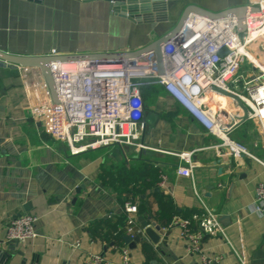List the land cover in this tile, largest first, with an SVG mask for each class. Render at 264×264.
<instances>
[{
    "label": "crops",
    "instance_id": "crops-1",
    "mask_svg": "<svg viewBox=\"0 0 264 264\" xmlns=\"http://www.w3.org/2000/svg\"><path fill=\"white\" fill-rule=\"evenodd\" d=\"M164 1L167 20L139 23L113 13L107 0H0V50L45 56L56 49L57 57L136 50L171 32L191 6L220 12L256 0ZM44 80L37 66L0 67V249L11 255L7 264H87L90 253L121 264L122 247L134 264H264V216L250 211L256 186L264 182L263 165L230 156L160 85L144 91L141 145L72 154L46 131L40 106L51 95ZM230 135L249 145L259 138L252 119ZM255 152L264 157L262 142ZM118 170L121 179L112 183L108 175L119 176ZM121 185L136 186L138 193H120ZM127 199L139 205L138 240L131 243L118 235H129L126 220L120 225ZM208 212L220 219L225 236L209 234L200 253L190 252L173 222ZM26 213L37 216L38 235L8 241V221ZM155 225L166 231L157 243L145 231Z\"/></svg>",
    "mask_w": 264,
    "mask_h": 264
},
{
    "label": "built area",
    "instance_id": "built-area-1",
    "mask_svg": "<svg viewBox=\"0 0 264 264\" xmlns=\"http://www.w3.org/2000/svg\"><path fill=\"white\" fill-rule=\"evenodd\" d=\"M246 7L243 30L234 13L214 18L190 13L161 46L162 69L155 50L129 57L50 62L57 101L47 94L41 102L46 131L64 142L72 154L113 144L141 145L146 130L144 90L160 85L221 140L219 146L230 156H247L264 166V157L255 152L260 142L264 145V68L250 55L261 59L260 53L264 52V0ZM252 7L257 10L252 11ZM254 44L260 47V53L255 51ZM51 55L57 56V50L53 49ZM247 119L256 122L259 133L258 140L251 145L230 135ZM166 184L168 175L161 171L160 185ZM123 211L126 232L135 236L139 205L127 199ZM250 211L264 216V182L256 186ZM37 219L28 213L12 217L6 227V239L24 243L36 237ZM173 223L180 226L190 252L200 253L209 234L225 236L220 219L211 212ZM120 253L121 264H134L128 247H122ZM86 262L113 264L101 253H90ZM241 263L245 264L244 260Z\"/></svg>",
    "mask_w": 264,
    "mask_h": 264
},
{
    "label": "water",
    "instance_id": "water-1",
    "mask_svg": "<svg viewBox=\"0 0 264 264\" xmlns=\"http://www.w3.org/2000/svg\"><path fill=\"white\" fill-rule=\"evenodd\" d=\"M35 2H43V0H33ZM110 2L111 11L113 13H117L125 18L133 22L139 23H153L165 21L168 18V12L166 8V3L164 0H107ZM247 7H237L232 8L230 10H224L220 12H213L206 9H203L198 6L189 7L181 19V22L178 24L176 28H174L171 32H169L164 37L159 40L136 50L129 51H115V52H97L90 54H75V55H65V56H53V55H43V56H21L16 54H10L5 51L0 50V67L10 66L16 67L18 65L21 66H37L41 69L43 76L46 80L50 95L54 102L57 101L56 88L51 76V72L49 70V63L55 60H63V61H74L85 58H93V57H129V56H137L146 52L148 50H155L158 55V60L161 65V55L160 49L161 46L173 35L175 34L181 25L183 24L186 17L192 13H199L209 17H220L227 13L237 14L240 18L241 30L244 29L243 17ZM252 11L257 10L256 7L250 8ZM147 236L154 242L157 243L160 240L162 235L166 234V231L162 229L160 226H149L146 228ZM125 240L128 243L133 241H137L138 237L126 235L124 236ZM10 254L3 252L0 249V264H7Z\"/></svg>",
    "mask_w": 264,
    "mask_h": 264
},
{
    "label": "trees",
    "instance_id": "trees-1",
    "mask_svg": "<svg viewBox=\"0 0 264 264\" xmlns=\"http://www.w3.org/2000/svg\"><path fill=\"white\" fill-rule=\"evenodd\" d=\"M152 87H147V88H145V90L144 91H146V90H148V89H151ZM128 172V171H127ZM157 172V171H156ZM155 171H154V173H156ZM117 173L119 174V176H116V177H114V175H113V173H109V175L107 174V173H102L101 174V176L103 177V178H106V177H108L109 176V178L111 179L110 181H112V183H114L116 180H119V178H120V174L122 173V171H120V170H118L117 171ZM116 173V174H117ZM108 175V176H107ZM135 176V175H134ZM134 176H129L130 177V182H131V180H132V178H135ZM121 179V178H120ZM127 179V178H126ZM152 180H154L153 178L151 179V182H146L145 183V186L144 187H142L143 189H141V190H145L148 186H149V184H151L152 183ZM130 182H127L128 184L127 185H129L130 184ZM117 186L116 188L120 191V193H122L123 191H127L128 193L129 192H131V193H133V194H136V193H138V189H136V186H133V188H129L128 186ZM125 220H126V215H124V213L122 214V216H121V224L120 225H122V224H124L125 225ZM123 226V225H122ZM121 226V227H122ZM118 235L120 236V238H123L124 237V232H123V230L122 231H119L118 232Z\"/></svg>",
    "mask_w": 264,
    "mask_h": 264
},
{
    "label": "bare ground",
    "instance_id": "bare-ground-1",
    "mask_svg": "<svg viewBox=\"0 0 264 264\" xmlns=\"http://www.w3.org/2000/svg\"><path fill=\"white\" fill-rule=\"evenodd\" d=\"M254 47H255V51H256V52H258V53L261 52V50H259L260 47L258 48V45L254 44ZM261 54L264 55V52H262ZM250 55H251L252 58L255 60V62H257L258 65H261V66L264 68V63H263L260 59H256L255 56H253L252 53H251ZM230 106H232V105L230 104Z\"/></svg>",
    "mask_w": 264,
    "mask_h": 264
},
{
    "label": "rangeland",
    "instance_id": "rangeland-1",
    "mask_svg": "<svg viewBox=\"0 0 264 264\" xmlns=\"http://www.w3.org/2000/svg\"><path fill=\"white\" fill-rule=\"evenodd\" d=\"M151 98H152V97H151ZM151 98H150V96H149V97L147 96V99H148V100H147V101H148L147 103H148V104H149V103H152Z\"/></svg>",
    "mask_w": 264,
    "mask_h": 264
}]
</instances>
